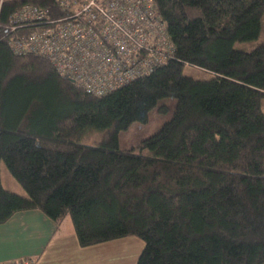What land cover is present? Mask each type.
<instances>
[{"label": "trees", "instance_id": "trees-1", "mask_svg": "<svg viewBox=\"0 0 264 264\" xmlns=\"http://www.w3.org/2000/svg\"><path fill=\"white\" fill-rule=\"evenodd\" d=\"M174 47L162 67L103 96L48 61L12 51L25 6L61 13L57 0H0V164L27 193L7 191L0 224L20 212L74 224L82 248L129 237L136 264H264V0H155ZM211 74L185 75V67ZM171 118L136 148L120 134Z\"/></svg>", "mask_w": 264, "mask_h": 264}, {"label": "built area", "instance_id": "built-area-1", "mask_svg": "<svg viewBox=\"0 0 264 264\" xmlns=\"http://www.w3.org/2000/svg\"><path fill=\"white\" fill-rule=\"evenodd\" d=\"M61 13L23 7L9 30L36 28L12 51L49 61L91 95L103 96L151 75L174 47L155 0H57ZM9 264H37L26 259Z\"/></svg>", "mask_w": 264, "mask_h": 264}, {"label": "crops", "instance_id": "crops-1", "mask_svg": "<svg viewBox=\"0 0 264 264\" xmlns=\"http://www.w3.org/2000/svg\"><path fill=\"white\" fill-rule=\"evenodd\" d=\"M16 192L24 196L20 187ZM118 242L82 248L70 218L57 223L39 211L20 212L0 224V264L26 259L37 264H122L126 255L117 254Z\"/></svg>", "mask_w": 264, "mask_h": 264}, {"label": "rangeland", "instance_id": "rangeland-1", "mask_svg": "<svg viewBox=\"0 0 264 264\" xmlns=\"http://www.w3.org/2000/svg\"><path fill=\"white\" fill-rule=\"evenodd\" d=\"M261 21L262 33L259 38L253 40L252 42L236 43L235 45L238 50L252 52V50L264 43V16L262 17ZM184 70L185 75L192 77L195 80H208L211 77L210 73H207L197 68L195 69L187 66ZM164 105H166L171 111L168 115L162 116L158 113V110L156 109L151 113V121L148 125H141L135 123L130 127L129 131L122 132L120 134L121 147L123 150L126 151L131 150V148H136L142 143L144 139L154 136V134H156L161 129L164 123L171 118V113L175 104L170 100H165L163 101V103L160 104L159 107ZM262 111L264 112V102L262 105ZM0 169L2 171L1 179L3 180L4 187L7 190L9 189V191L13 193H17L16 190L20 187L21 191H23L24 197H26L27 193L22 189V187L17 183V181L13 179L9 172V169L6 168L3 162H1L0 164ZM67 219H69L68 216ZM118 244L119 249H117V254H120L122 256L126 255V260L122 264H136L141 255V252L145 247L144 243L137 237L124 238V240H119Z\"/></svg>", "mask_w": 264, "mask_h": 264}]
</instances>
